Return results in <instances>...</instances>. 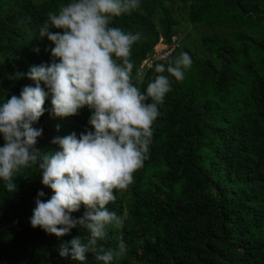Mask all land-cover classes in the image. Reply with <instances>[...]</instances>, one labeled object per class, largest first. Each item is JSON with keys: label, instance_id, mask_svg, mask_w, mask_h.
Masks as SVG:
<instances>
[{"label": "trees", "instance_id": "trees-1", "mask_svg": "<svg viewBox=\"0 0 264 264\" xmlns=\"http://www.w3.org/2000/svg\"><path fill=\"white\" fill-rule=\"evenodd\" d=\"M68 2L0 0V104L35 87L28 78L32 66L60 62L39 30L48 11ZM174 2L188 25L219 33L200 36L204 54L182 45L144 72L140 88L146 92L158 75L156 64L181 53L192 59L182 81L169 76L172 90L159 106L143 168L126 190H114L117 199L107 206L124 216V227L109 228L98 243L115 248L123 235L127 253L114 264H264V0H140L137 10L112 24L144 37L132 49L134 76L160 38L167 43L176 35ZM17 73L23 76L15 78ZM41 87L48 91L43 82ZM51 99L49 94L33 125L43 129L36 148L44 153L61 150L52 143L56 137L75 133L79 139L95 131L93 110L85 106L75 116L56 117ZM13 181L17 190L10 193L0 179V264H80L61 257L58 248L86 230L56 237L30 224L36 199L54 195L38 166L22 169ZM86 211L81 205L72 216ZM83 264L102 262L88 253Z\"/></svg>", "mask_w": 264, "mask_h": 264}, {"label": "clouds", "instance_id": "clouds-1", "mask_svg": "<svg viewBox=\"0 0 264 264\" xmlns=\"http://www.w3.org/2000/svg\"><path fill=\"white\" fill-rule=\"evenodd\" d=\"M139 7L140 0H69L48 11L40 36L55 45L51 54L60 62L32 66L28 78L35 87L25 86L19 97L12 95L0 104V134L5 141L0 147V179L14 193V175L38 166L43 185L54 195L47 202L36 199L30 224L56 237L77 227L86 230V236L58 248L61 257L70 256L80 264L88 253L102 264H114L126 255L122 234L115 248L98 243L107 238L109 228L124 227V216L107 206L117 199L114 190H126L148 158L159 106L172 90L169 76L182 81L192 65L188 53L166 65L156 64L158 75L146 92L141 90L145 74L141 65L133 75L132 49L144 37L112 26L115 18ZM22 76L17 73L15 78ZM49 94L56 117L75 116L85 106L93 110L89 124L95 131L81 133L79 139L75 133L56 137L52 143L61 150L44 153L36 148L43 129L33 125L44 115ZM81 205L87 211L74 218L72 213Z\"/></svg>", "mask_w": 264, "mask_h": 264}, {"label": "rangeland", "instance_id": "rangeland-1", "mask_svg": "<svg viewBox=\"0 0 264 264\" xmlns=\"http://www.w3.org/2000/svg\"><path fill=\"white\" fill-rule=\"evenodd\" d=\"M173 1L174 0H172V2ZM170 8L173 11L174 20L178 21L179 23V26L176 28V35H178L180 38V47L182 45H187L191 49L199 51L200 54H204L199 44L200 36L203 34L219 33V30L211 26H190L183 20L185 14L177 10L175 2ZM2 62L3 59L0 58V63Z\"/></svg>", "mask_w": 264, "mask_h": 264}, {"label": "built area", "instance_id": "built-area-1", "mask_svg": "<svg viewBox=\"0 0 264 264\" xmlns=\"http://www.w3.org/2000/svg\"><path fill=\"white\" fill-rule=\"evenodd\" d=\"M179 47L180 38L178 35L171 36L170 41L167 43L164 42L162 38H160L158 43L153 47L152 51L146 55L140 66L143 65V71L145 72L150 69L155 63L168 58Z\"/></svg>", "mask_w": 264, "mask_h": 264}]
</instances>
